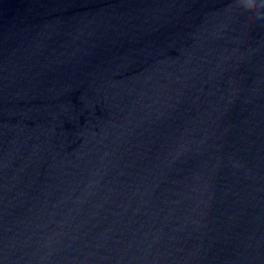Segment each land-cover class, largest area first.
I'll use <instances>...</instances> for the list:
<instances>
[{"label": "water", "instance_id": "water-1", "mask_svg": "<svg viewBox=\"0 0 264 264\" xmlns=\"http://www.w3.org/2000/svg\"><path fill=\"white\" fill-rule=\"evenodd\" d=\"M0 264H264V0H0Z\"/></svg>", "mask_w": 264, "mask_h": 264}]
</instances>
